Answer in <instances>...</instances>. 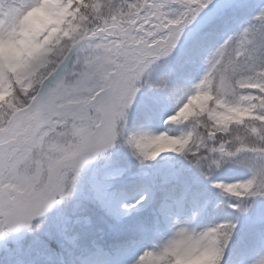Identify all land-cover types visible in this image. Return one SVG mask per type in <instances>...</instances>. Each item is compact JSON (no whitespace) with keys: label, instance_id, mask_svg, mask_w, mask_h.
Wrapping results in <instances>:
<instances>
[{"label":"snow or ice","instance_id":"obj_1","mask_svg":"<svg viewBox=\"0 0 264 264\" xmlns=\"http://www.w3.org/2000/svg\"><path fill=\"white\" fill-rule=\"evenodd\" d=\"M0 253L264 264V0H0Z\"/></svg>","mask_w":264,"mask_h":264},{"label":"rangeland","instance_id":"obj_2","mask_svg":"<svg viewBox=\"0 0 264 264\" xmlns=\"http://www.w3.org/2000/svg\"><path fill=\"white\" fill-rule=\"evenodd\" d=\"M135 192H130V195H134ZM2 256V259H1ZM27 259V257H25ZM0 264H5L4 255L0 253ZM94 264H104V257L103 256H97L94 258Z\"/></svg>","mask_w":264,"mask_h":264}]
</instances>
